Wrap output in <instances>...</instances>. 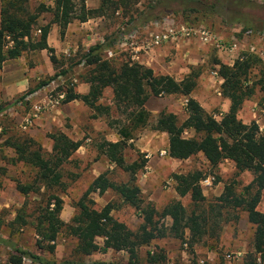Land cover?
<instances>
[{"label":"rangeland","instance_id":"rangeland-1","mask_svg":"<svg viewBox=\"0 0 264 264\" xmlns=\"http://www.w3.org/2000/svg\"><path fill=\"white\" fill-rule=\"evenodd\" d=\"M117 0H111L116 2ZM123 4L107 5L101 16L88 19L80 23L72 20L64 29L59 38L66 36V51L54 54L45 52L49 58L52 71L41 72L36 69V77L30 86L21 94L11 100L0 102V238L2 242L16 246L23 251L32 253L40 258L60 264L72 262L76 264H153L149 262L150 256L158 255L154 264H245L249 258H255L257 264H264L258 254L253 251L254 226L246 221L245 213L241 210L221 208L220 218L210 219L208 225L217 223L215 235H203L190 248L187 245L189 232L184 230L182 238L165 236L149 241L137 249L136 257L129 259L125 251L96 252L88 256L80 255L75 251L76 239L69 235L64 228L57 234L53 251L49 252L44 244L38 248L36 241L39 239L33 228L34 217L41 209L48 194L55 195L62 200L60 220L69 225L77 213L76 203L81 198L86 187L98 175L105 173L106 177L115 183H124L128 180L123 173L98 153L97 145L102 141L114 142L118 139L113 127L107 125L104 116L91 118L93 112L79 101H70L62 104L61 100L54 103L59 94L70 88L74 93L80 94L81 90L88 88L84 77L88 68L79 64L81 56L95 43L103 42L104 38H113L111 48L101 53L103 60L112 61L115 66L131 59L129 43L123 45L122 34L129 31L138 33V44L144 42L152 32V24L170 25L177 29L205 31L210 35L209 42L196 39H181L178 42L162 44L155 48L154 53L158 63L155 64L156 75H170L175 81H180L187 76L197 75L195 87L191 97L196 96L202 109L212 117L217 116L221 109L219 93L221 79H211L212 73L217 72L216 63L231 66L234 61L243 55L256 57L259 62L253 63L248 72L249 84L253 83V95L243 102L237 112V119L243 124L254 121L259 130L264 129V94L259 86H264V0H122ZM117 3V2H116ZM38 4L52 6V0H28L30 10ZM87 9H95L99 0L84 4ZM48 15L43 13L41 15ZM144 19L159 17V20L141 23ZM134 19L132 22L131 20ZM40 24L37 23L31 31L35 38V31ZM59 35V33H58ZM163 52V53H162ZM24 52L21 56H24ZM28 54V53H27ZM49 54V55H48ZM151 56V55H150ZM154 56V55H153ZM146 57V56H143ZM153 59V57H152ZM38 57H35L37 62ZM140 64L138 61H132ZM33 64L31 63V69ZM141 65V64H140ZM36 66H39L36 64ZM143 66V65H142ZM30 69V70H31ZM62 72H65L64 74ZM167 72V73H165ZM7 77H10L8 73ZM56 77L43 86L36 96L35 105L25 101L23 96L26 91L33 89L50 77ZM168 75V76H169ZM16 76V74L12 75ZM218 77V76H217ZM111 90L102 92L99 104L109 106L110 120L117 117L114 106L110 104ZM185 98L180 95H169L160 98L150 97L144 108L149 112L150 118L147 125L138 131L133 140L128 141V146L123 151L126 164L144 159L143 168L134 175V183L139 189V198L142 205L149 203L154 210L160 212L173 200H179L182 206L190 210L189 197L178 198L173 191L172 174H185L191 171H201L209 174L206 162L200 155L184 161L173 160L167 157V137L152 129L155 120L160 114H173L180 124L186 117ZM30 111V112H29ZM28 114L27 119L21 123L22 117ZM219 120V119H218ZM61 132L72 141H78L80 146L71 154L60 167V184L46 188L35 183V169L22 162H14L13 150L5 145L6 141L20 143L23 139L30 138L40 145L44 157L50 152L51 141L49 134ZM191 131L183 133L184 138H192ZM213 171L210 184L199 186L206 204L214 205L217 197L222 193L225 185H234L235 193H239L250 180L248 172L237 177L229 161H223ZM217 177V181H215ZM31 185L33 190L24 197L19 194L15 186ZM94 210H100L105 204L110 203L111 217L122 223L126 229L134 234L140 232L143 224L142 217L132 207L122 203L113 193L107 191L102 195H88ZM256 209L264 211V189ZM20 214L26 225L14 223V217ZM157 229L168 230L170 220L167 217H153ZM95 242L102 244L97 238ZM240 253L236 256V253ZM12 251L0 243V264H7V258ZM225 256H228L227 258ZM35 264L22 260L21 264Z\"/></svg>","mask_w":264,"mask_h":264},{"label":"trees","instance_id":"trees-1","mask_svg":"<svg viewBox=\"0 0 264 264\" xmlns=\"http://www.w3.org/2000/svg\"><path fill=\"white\" fill-rule=\"evenodd\" d=\"M137 1L134 0V2ZM116 2L99 0L100 5L97 8L87 9L83 0H52V6L38 4L30 10L27 6L28 0H0V69L5 61L17 59L24 52L45 50L51 53L52 49L46 44L51 25L58 27L61 37L72 20L83 23L88 19L101 16L107 5L123 4L124 1ZM43 13H48L50 19L47 24L37 27L39 34L33 38L31 31L39 15ZM133 20L131 21L135 22ZM140 20L141 23H145L159 20V17L153 19L141 17ZM114 40L110 37L104 38L103 42L93 44L81 56L79 64L88 68L84 77L88 85L87 92L76 94L68 88L64 92L61 103L79 101L93 112L91 118L104 116L108 120L107 125L114 128L118 139L114 142L102 140L96 149L109 164L127 174L128 180L124 183H115L110 181L105 173L95 177L77 201L75 205L77 213L69 225H65L59 218L62 200L48 194L44 206L34 217L33 228L39 238L36 241L38 248H43L45 244L46 249L52 252L53 245L49 243L55 240L63 228L76 239L75 251L83 256L112 250L125 251L129 259H132L136 257L140 246L167 235L182 238L184 230L189 232L187 245L192 248V245L203 235L207 234L208 237L215 235L217 223L215 221L209 225L207 223L212 218V220L220 218L221 208H226L234 211L241 210L245 213L247 222L254 226L252 240L254 254H258L259 259L263 260L264 213L259 212L256 207L264 189V131H260L254 121L243 124L237 119V112L243 102L248 100L255 90L253 83L248 85V72L253 63H260V61L256 57L243 55L231 66L216 63L218 66L216 75L222 81L219 94L228 100L229 106L227 112L221 114L219 120H215L191 97L197 75H189L180 81H175L168 75H154L151 69L129 60L115 66L112 61L101 58V53L111 48ZM55 77L56 75H53L47 81L39 83L33 89L26 91L23 96L40 90ZM105 89L111 90L110 104L114 106L117 113V117L112 120L108 119L110 107L98 103ZM258 90L264 94L262 84ZM169 95H180L185 98L186 117L180 124L170 113L160 114L155 120L152 129L165 133L167 137V157L184 161L200 155L207 164L210 176L220 163L229 161L233 164L236 177L244 172H248L252 177L239 193H235L233 184L225 185L216 199L217 202L214 205L206 204L199 181L209 174L195 170L185 174L171 175L176 196L179 199L189 197L188 212L179 200H173L160 212L154 210L149 203L141 207L140 192L134 183V175L143 168L145 161L141 159L126 164L123 151L128 146V141L133 140L136 133L149 121V112L144 108L146 101L150 97L160 98ZM187 130L193 133L192 138L183 137V133ZM47 137L51 141V146L50 152L45 157L40 145L30 138L23 139L20 143L6 141L5 145L13 150L15 163L22 162L35 169V183L51 188L60 184L59 169L78 149L80 143L72 141L61 132L49 134ZM216 181L217 177L214 182ZM15 189L26 197L33 187L17 184ZM107 191L115 194L122 203L134 208L141 215L143 224L139 227L140 232L137 235L111 217L110 203L105 204L100 210H94L91 207L92 202L87 199L88 195L100 196ZM154 216L167 217L171 223L170 228L157 229L156 222H153ZM13 222L19 223L20 226L27 224L18 213ZM97 238L102 240L101 245L95 242ZM0 243L12 251L7 258V264H21L22 260L35 264H55L9 245L7 242H2L1 238ZM156 257L158 255L150 256L149 262L154 264ZM60 264L76 263L62 262ZM192 264L196 263L193 261ZM245 264L257 263L252 257Z\"/></svg>","mask_w":264,"mask_h":264},{"label":"crops","instance_id":"crops-1","mask_svg":"<svg viewBox=\"0 0 264 264\" xmlns=\"http://www.w3.org/2000/svg\"><path fill=\"white\" fill-rule=\"evenodd\" d=\"M39 1H42V0H39ZM49 19H50L49 14L41 15L37 18V23H39L40 26H43L48 23ZM151 28H152L151 30L152 32L151 33L149 32L147 34L148 38L144 42L138 44L136 42L137 40L136 39L134 41H131L129 45L131 48L130 52H131L132 61H138L144 67L151 69L153 74L156 75L157 74L156 72L158 71H156L155 69V64L158 63V61L155 59L159 53L157 54L154 53L155 52L154 50L157 47H148L146 46V44L148 43L150 34L156 32L159 28L154 27V24L151 25ZM67 35L68 34L65 33L63 37L64 40H61L58 35V27L56 25H51L49 28L47 37H46L47 47L52 49L54 54H57L58 52H65L66 51L65 41H66ZM170 43L172 42H169L168 44ZM45 52H46L45 50L29 51L27 52L28 54L26 53L24 56H20L19 58L13 59V60H7L2 64L1 69H0V102H3L5 100H11L15 98L17 95L23 93L30 86V84L33 83L34 78L36 77L37 79V75L35 71L36 69L41 70L43 74L50 73L52 71L51 63L49 61V58L45 56L46 54ZM143 56H146V57H143ZM35 57H38L37 62H35ZM31 63L33 64L32 69H31ZM36 64H38L39 66H36ZM6 73H8L10 77H7ZM14 74H16V76H12ZM214 78L216 80L217 79L219 80V78L217 77H214V76L211 77V79H214ZM38 92L39 90H37L33 94L26 96L24 100L33 103L32 105H35L36 98L34 96H36ZM81 92L82 93L80 94H85L87 92V88L83 89V91L81 90ZM216 95L222 99L220 103L221 109L219 111V114L217 116H213L215 120H218L221 114L227 112L229 102L225 98L221 97L218 92H216ZM192 98L197 101L196 96H193ZM197 102L199 103V101ZM145 106H146V103H145ZM29 112L25 114L24 117H22L21 123L27 119Z\"/></svg>","mask_w":264,"mask_h":264},{"label":"built area","instance_id":"built-area-1","mask_svg":"<svg viewBox=\"0 0 264 264\" xmlns=\"http://www.w3.org/2000/svg\"><path fill=\"white\" fill-rule=\"evenodd\" d=\"M94 1L95 0H83L84 4L93 3ZM154 27L159 28V29L156 32L150 34L148 43L146 44V46L148 47H159L162 44H166L169 42L174 43V42L180 41L181 39H187L191 37L201 42H209L211 40L210 35L207 34L205 31L177 29L170 25H167L166 23L154 24ZM35 34L38 35L39 31L36 30ZM137 37H138V33L136 31H131L130 33L123 36L121 40H122L123 45H125L127 43H130L131 41L136 40ZM212 76L217 77L215 72L212 73ZM61 99H63V95L59 94L57 98L54 100V103H57ZM210 182H211V178L206 177L200 183L201 185L208 186ZM239 255L240 253L237 252L236 256H239ZM225 257L227 258L228 256H225Z\"/></svg>","mask_w":264,"mask_h":264}]
</instances>
